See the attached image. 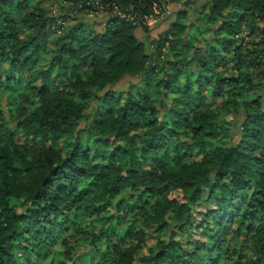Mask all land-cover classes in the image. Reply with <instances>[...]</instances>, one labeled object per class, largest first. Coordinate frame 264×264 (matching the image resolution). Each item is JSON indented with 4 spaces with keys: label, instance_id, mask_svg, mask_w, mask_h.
<instances>
[{
    "label": "trees",
    "instance_id": "obj_1",
    "mask_svg": "<svg viewBox=\"0 0 264 264\" xmlns=\"http://www.w3.org/2000/svg\"><path fill=\"white\" fill-rule=\"evenodd\" d=\"M47 1L0 0V264H264V0H197L156 37L181 0H52L109 14L66 29Z\"/></svg>",
    "mask_w": 264,
    "mask_h": 264
},
{
    "label": "rangeland",
    "instance_id": "obj_2",
    "mask_svg": "<svg viewBox=\"0 0 264 264\" xmlns=\"http://www.w3.org/2000/svg\"><path fill=\"white\" fill-rule=\"evenodd\" d=\"M186 1H190V4H186ZM168 2V1H167ZM195 2V3H194ZM201 2L199 3L197 0H181L178 3H167L165 5V12L156 10L154 17L151 18H146V24L149 27V35L150 37H156L160 35L162 32H164L169 24L173 22L175 19L174 13L180 11L181 9H186V21L189 19H193L192 16L195 14L194 8L197 7ZM46 9L48 10V15L52 18L54 16V19L56 20V25H54L53 28H56V26H61L66 29L67 26L74 25L77 21L81 23H91V22H103L106 18L109 17V14L104 12L103 10L100 9L99 13H87L86 11H79L78 8L69 6L68 9L66 10V14L70 16V20L66 23L61 22L59 19V11L58 8L56 7V4L52 0H48L45 4ZM190 20V21H191ZM136 37L139 39H142L143 35L141 30L136 31ZM39 81L40 79L37 78L33 82V84L39 86ZM138 82L137 78H124L121 82L116 84L112 89L114 90H124L128 89L131 85L136 84ZM22 85V84H21ZM22 87V86H21ZM27 87L24 86L22 87V90H26ZM259 95L261 96L262 104L264 106V90H260ZM7 100V95H4L2 97V100L0 102V110L3 112L5 111V103ZM210 102H214V104L219 103V99L214 100L210 97L209 99ZM18 141H22L21 137H17ZM203 203L199 205L195 209V216L194 220H196L197 224L201 223V215L200 213H204L208 209H214L215 208V203L213 201H206V197L202 198ZM23 201V198L20 199H12L11 204L17 208L19 211L20 207L19 204ZM214 223L212 222V219H210L201 229H195L193 228L191 231H183L180 234H177L175 239L180 242L182 248L184 250H187V246L190 244H194L196 246H200L204 243H207L209 240L210 233L208 232L209 228H213ZM147 234L149 236L153 235V232L148 231ZM74 240H76L77 245L80 248V251L82 253H85L87 251V247L83 246V242L79 237H74ZM154 242V240L152 241ZM76 247V246H75ZM236 253L232 256V262L231 264H246L247 259L251 258L252 252L247 249L246 246L243 244L240 245L238 244L235 247Z\"/></svg>",
    "mask_w": 264,
    "mask_h": 264
}]
</instances>
